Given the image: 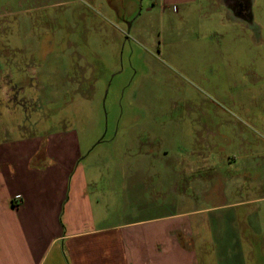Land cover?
Returning a JSON list of instances; mask_svg holds the SVG:
<instances>
[{
	"label": "crops",
	"instance_id": "crops-1",
	"mask_svg": "<svg viewBox=\"0 0 264 264\" xmlns=\"http://www.w3.org/2000/svg\"><path fill=\"white\" fill-rule=\"evenodd\" d=\"M158 6L186 40L188 121L151 112L105 149L78 129L0 126V264H264V208L254 205L264 196L251 185L264 148L245 137L246 117L264 118V0ZM251 50L254 95L244 79ZM184 183L231 201L197 208Z\"/></svg>",
	"mask_w": 264,
	"mask_h": 264
},
{
	"label": "rangeland",
	"instance_id": "rangeland-1",
	"mask_svg": "<svg viewBox=\"0 0 264 264\" xmlns=\"http://www.w3.org/2000/svg\"><path fill=\"white\" fill-rule=\"evenodd\" d=\"M158 3L0 0V126L78 129L86 144L99 135L105 149L125 144L151 112L188 121L196 94L189 71L180 67L186 40L176 34L174 19L159 14ZM245 67L246 83H258L252 50ZM245 120L247 141L264 148V118ZM151 158H159L157 146ZM251 185L264 196V173ZM184 195L197 208L223 209L231 201L188 183ZM254 205L264 208V199Z\"/></svg>",
	"mask_w": 264,
	"mask_h": 264
}]
</instances>
